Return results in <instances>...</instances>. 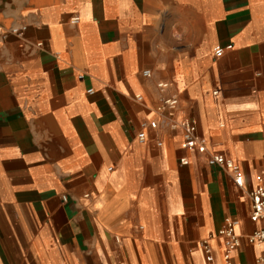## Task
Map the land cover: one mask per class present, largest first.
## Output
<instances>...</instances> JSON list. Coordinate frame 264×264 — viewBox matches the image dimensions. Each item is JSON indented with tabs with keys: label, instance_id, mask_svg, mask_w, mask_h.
Listing matches in <instances>:
<instances>
[{
	"label": "crops",
	"instance_id": "obj_1",
	"mask_svg": "<svg viewBox=\"0 0 264 264\" xmlns=\"http://www.w3.org/2000/svg\"><path fill=\"white\" fill-rule=\"evenodd\" d=\"M258 176L264 0H0V264H254Z\"/></svg>",
	"mask_w": 264,
	"mask_h": 264
},
{
	"label": "built area",
	"instance_id": "obj_2",
	"mask_svg": "<svg viewBox=\"0 0 264 264\" xmlns=\"http://www.w3.org/2000/svg\"><path fill=\"white\" fill-rule=\"evenodd\" d=\"M77 18H72L71 23L76 24ZM25 30L24 27L20 29H12L11 34L19 35ZM216 57H220L222 50L219 48L215 49L214 52ZM144 77H149V72L144 71L142 73ZM158 88H166L165 84H158ZM88 94L92 93V90L87 91ZM214 95L216 92L213 93ZM139 99V98H137ZM177 107V100L175 98H164L161 104L162 111H167L169 116H172ZM176 124H174L175 126ZM183 131L181 147L186 151H195L197 153H205V143L197 135L196 125L194 122L189 120H183L178 124ZM151 129L155 128V123H149ZM139 141L145 139L144 132H140L137 135ZM207 165L209 167L218 168L226 173L232 175L233 182L236 187H243V173L240 166L233 160L219 154H210L207 157ZM180 165H186L187 161L184 159L179 160ZM248 198L250 201V221L253 223H260V227L254 231L250 236L246 238L247 243L250 245H256L264 248V178L258 176L256 178V185L253 189L248 191ZM65 201V199H63ZM218 236L223 239L224 253L223 262L224 264H231V254L240 246L239 237L235 234V222L226 220L223 228L218 232ZM202 249L205 254L210 253V248L207 243L202 244ZM254 264H264V256L259 258Z\"/></svg>",
	"mask_w": 264,
	"mask_h": 264
}]
</instances>
